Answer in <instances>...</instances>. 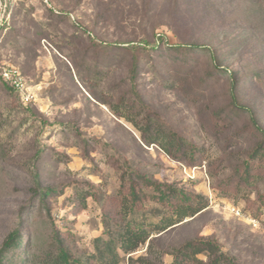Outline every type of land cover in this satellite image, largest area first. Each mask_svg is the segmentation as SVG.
<instances>
[{
  "label": "rangeland",
  "instance_id": "1",
  "mask_svg": "<svg viewBox=\"0 0 264 264\" xmlns=\"http://www.w3.org/2000/svg\"><path fill=\"white\" fill-rule=\"evenodd\" d=\"M159 35L168 44L218 48L222 66L240 71L241 96L264 126V0H0V74L17 69L31 95L22 100L0 79V245L18 215L33 241L50 232L47 213L32 192L37 170L42 187L60 189L47 198L56 229L77 255L92 253L94 239L105 238L99 206L119 188L111 159L116 150L134 169L207 202L192 218L151 234L138 251L128 256L118 251V264H130L129 256L132 264L139 258L171 264L178 247L200 237L216 240L237 264H264V205L259 202L264 180L225 195L220 190L257 140L249 134L237 137L245 119L223 126L213 119L212 112L228 100L229 74L195 96L189 91L210 71L208 57L199 60L178 91L159 85L149 70L137 79V91L164 126L193 145V165L190 151L187 160L178 161L157 144L142 143L132 123H139L142 113L122 107L120 99L131 93V55L121 47L148 50ZM105 49L108 55L98 52V73L90 71L94 50Z\"/></svg>",
  "mask_w": 264,
  "mask_h": 264
},
{
  "label": "trees",
  "instance_id": "2",
  "mask_svg": "<svg viewBox=\"0 0 264 264\" xmlns=\"http://www.w3.org/2000/svg\"><path fill=\"white\" fill-rule=\"evenodd\" d=\"M156 39L158 44L148 50L140 49L139 45L121 47L122 51L131 55L128 60L131 93L130 96L122 97L120 102L125 101L122 107L128 109V113L137 112L136 115L142 113V120L134 123L132 122L134 120L128 118L129 116H120L137 127L142 143L157 144L166 155L178 161L187 160L185 153L190 151L191 159L188 163H195L197 158H192L195 152L193 145L178 132L164 126V120L148 106L137 91V79L140 73L149 70L158 78L159 85L171 91H178L188 83V77L199 60L208 57L212 63L210 71L208 70L206 77L196 82L189 93L195 96L200 93L204 85L207 86L210 82L215 84V79L220 80L221 77L229 74L230 83L226 92L228 100L224 106L217 109L216 113L212 112L213 119L221 126L245 119L246 124L237 137L249 134L257 139L254 146L245 154V158L237 160L239 164L221 183L220 190L225 195L229 190L237 192L242 185L254 187L259 181L264 180V126L260 123L257 113L245 104L241 96L240 71L229 66L223 67L218 48L210 44L198 42L168 44L164 43L161 35ZM100 51L108 55L110 49L94 50L95 57L91 66L88 65L89 70L94 73H98V66L101 65L98 64ZM213 71L217 76L213 75ZM171 76V83L164 85L163 83ZM254 77L260 78V73L256 72ZM0 79L8 91L16 92L10 83L4 81L2 77ZM41 155L42 152H38L36 159L41 158ZM111 159L113 169L119 173V188L115 195L104 199L99 206L98 225L101 226L105 238L94 239L92 253L77 255L66 243L63 235H60L48 213L47 199L60 189L42 187L40 184L42 176L35 170L32 192L35 199L40 202V209L47 213L46 226L50 232L45 238L39 237L33 241L32 231H24L26 225L22 221V216L18 215L11 232L0 245V264H118L122 259L118 251L128 256L138 251L151 234L155 235L171 229L183 222L184 218H192L207 207L203 196L175 184L154 180L134 169L131 162L118 151L114 150ZM92 194L95 197L93 192ZM86 198L88 196L84 194L82 200L85 201ZM95 199L99 203L96 197ZM259 202L264 205V195L259 198ZM151 218L157 220L152 225L153 228L147 223ZM151 243L152 238L149 245ZM198 255H202L204 259H199ZM130 257H128L129 262L132 264L134 260ZM172 257L171 264H237L233 257L222 251L216 240L204 237L181 245ZM135 262L149 264L144 258H139Z\"/></svg>",
  "mask_w": 264,
  "mask_h": 264
},
{
  "label": "built area",
  "instance_id": "3",
  "mask_svg": "<svg viewBox=\"0 0 264 264\" xmlns=\"http://www.w3.org/2000/svg\"><path fill=\"white\" fill-rule=\"evenodd\" d=\"M0 75L4 81L11 84V86L19 94V97L22 100L28 101L31 99V95L29 93V88L27 87L26 81L17 69H4ZM236 215L238 216L237 212Z\"/></svg>",
  "mask_w": 264,
  "mask_h": 264
}]
</instances>
